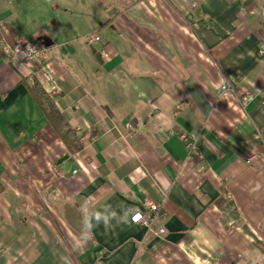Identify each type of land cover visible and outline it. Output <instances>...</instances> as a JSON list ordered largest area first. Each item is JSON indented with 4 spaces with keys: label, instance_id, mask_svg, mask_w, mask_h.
<instances>
[{
    "label": "crops",
    "instance_id": "0c3cea01",
    "mask_svg": "<svg viewBox=\"0 0 264 264\" xmlns=\"http://www.w3.org/2000/svg\"><path fill=\"white\" fill-rule=\"evenodd\" d=\"M0 25L51 31L54 101L84 142L69 152L0 54V264H264V0H0ZM161 201L155 236L132 215ZM113 210L126 222L84 232Z\"/></svg>",
    "mask_w": 264,
    "mask_h": 264
},
{
    "label": "built area",
    "instance_id": "2783aa9c",
    "mask_svg": "<svg viewBox=\"0 0 264 264\" xmlns=\"http://www.w3.org/2000/svg\"><path fill=\"white\" fill-rule=\"evenodd\" d=\"M86 41L89 44H96L101 41V37L97 32H92L86 35ZM0 47L4 55L15 60L21 68L27 70L32 75H38L44 89L49 94L53 95L58 92L55 73L49 63L45 62L49 54V49L46 44L31 40L26 36H18L14 42H10L7 39V33L4 32V35L0 39ZM101 52L104 56L107 55L104 48ZM227 92L235 93V89L229 81L225 80L219 88V94L221 95ZM251 95L252 92L247 90L242 96H239V102L243 108H245ZM182 140L185 143L189 155L198 150L199 144L197 137L183 134ZM247 161L251 162L252 157L248 158ZM141 207L142 210H138L132 215V221L143 225L148 234L155 236L164 234L166 228L164 226H157V224L161 211L166 210L165 202H143ZM262 246L264 247V241L262 242ZM211 259L212 264H229L220 261L216 255H213Z\"/></svg>",
    "mask_w": 264,
    "mask_h": 264
},
{
    "label": "trees",
    "instance_id": "16d2710c",
    "mask_svg": "<svg viewBox=\"0 0 264 264\" xmlns=\"http://www.w3.org/2000/svg\"><path fill=\"white\" fill-rule=\"evenodd\" d=\"M4 35L2 25H0V39ZM9 36L14 37V31L9 30ZM11 41V40H10ZM14 42V40H12ZM0 54H4L0 47ZM26 82L31 95L34 97L37 104L42 108L46 114L49 123L57 132L61 140L64 142L69 152L74 154L81 151L84 147V142L79 138L75 128L63 116L54 101V95L49 94L43 87L39 76L28 80L23 78Z\"/></svg>",
    "mask_w": 264,
    "mask_h": 264
},
{
    "label": "clouds",
    "instance_id": "9594fccd",
    "mask_svg": "<svg viewBox=\"0 0 264 264\" xmlns=\"http://www.w3.org/2000/svg\"><path fill=\"white\" fill-rule=\"evenodd\" d=\"M117 223L126 222V214H121L113 210L110 214H106L103 211H95L91 214L88 219L89 228L84 229V232L87 234L91 233V229L99 226L101 223L107 228L112 222Z\"/></svg>",
    "mask_w": 264,
    "mask_h": 264
},
{
    "label": "rangeland",
    "instance_id": "374dc122",
    "mask_svg": "<svg viewBox=\"0 0 264 264\" xmlns=\"http://www.w3.org/2000/svg\"><path fill=\"white\" fill-rule=\"evenodd\" d=\"M30 29H32L31 27H29ZM30 31H28V30H26L24 33H29ZM43 33H48V34H50L51 33V31L50 30H47V31H44L43 30V28H42V30L40 31V32H38V33H36V34H34L33 35V38L34 39H38L37 41H43V39L44 38H42L43 37ZM27 35H29V34H27ZM61 39H63V38H61ZM83 41V40H82ZM62 47H58V49H57V52H59L60 51V49H61Z\"/></svg>",
    "mask_w": 264,
    "mask_h": 264
},
{
    "label": "water",
    "instance_id": "95a60500",
    "mask_svg": "<svg viewBox=\"0 0 264 264\" xmlns=\"http://www.w3.org/2000/svg\"><path fill=\"white\" fill-rule=\"evenodd\" d=\"M46 46H48V44H46ZM66 157H67V156L61 158V159L59 160V162L61 163L64 159H66Z\"/></svg>",
    "mask_w": 264,
    "mask_h": 264
}]
</instances>
